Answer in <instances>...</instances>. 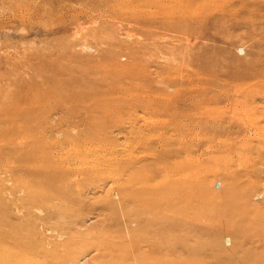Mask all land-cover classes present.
<instances>
[{
  "label": "rangeland",
  "instance_id": "rangeland-1",
  "mask_svg": "<svg viewBox=\"0 0 264 264\" xmlns=\"http://www.w3.org/2000/svg\"><path fill=\"white\" fill-rule=\"evenodd\" d=\"M135 11L145 22L130 21ZM79 41L89 49H77L75 61ZM111 54L126 72L139 56L150 81L93 71ZM120 78L131 90L105 92ZM69 90L75 93L59 95ZM37 91L48 97L40 100ZM146 91L165 105L138 106L129 116L125 107ZM42 114L49 119L39 120ZM42 119L55 129L43 134V149L55 142L51 152L63 149L65 165L83 155L110 162L114 149L112 165L121 167L136 148L129 154L143 159L150 151L164 165L185 166L198 188L190 186L187 203L174 210L167 264H264V0H0V258L112 264L98 244L113 243L121 256L142 237L143 224L123 220L119 205L116 216L103 205L105 181L91 183L90 199L69 201L72 186L48 167H30L37 144L24 136Z\"/></svg>",
  "mask_w": 264,
  "mask_h": 264
},
{
  "label": "bare ground",
  "instance_id": "bare-ground-1",
  "mask_svg": "<svg viewBox=\"0 0 264 264\" xmlns=\"http://www.w3.org/2000/svg\"><path fill=\"white\" fill-rule=\"evenodd\" d=\"M134 14L135 15L133 16L135 17H132L130 21H132L134 25H136V23L138 22L141 23V20L144 19L145 16L140 15V13L137 11H135ZM142 22H145V21L142 20ZM162 28L165 29V27H162ZM72 46L74 48V51L71 54V56H73L75 61L76 59L78 60V58L82 57L81 56L82 53H80L77 49H84V50L89 49L88 45L84 41L74 42ZM133 59H135L136 65L132 67V70L126 72L124 71V67L118 62L119 59L117 55L113 56L111 54L110 59L107 60V62L102 63L100 65V68L102 69H95L93 71L95 72L100 71V73L107 75L108 73L106 72L114 70V71H117L116 72L118 74L117 77L123 76L125 78L141 79V80H144L146 83L147 81H150L148 80L150 71H148L147 66L144 65V63L139 62L141 61V58L135 55ZM157 68L159 70H157ZM160 68H161L160 64L156 62L154 70L155 71L157 70V72L160 73L159 72ZM122 82L123 81L120 78L118 83L113 84L111 87H109V91L107 90L105 92H107L109 95L112 94L111 96H114L113 93L120 92L121 94H123L131 90L130 86L125 87V85H123ZM122 85L124 88L120 87ZM51 86H53L52 83H51ZM71 93H75V92L72 90H69L64 93L62 92L59 95L62 96L63 98L65 97L68 98L70 95H72ZM91 94L93 95V92ZM86 95L88 94L86 93ZM37 96L40 100H44V98L48 97V93L47 92L39 93L37 91ZM152 96L153 94H150L147 91L144 93H141V95L137 94L136 100L134 99L133 102L142 98L140 103L137 101L138 105L136 106H133V103H129L128 106L125 107L127 108L126 111L127 112L129 111L128 112L129 116L131 115L132 117L133 115L136 116L135 112L137 111L136 107L138 106L142 109V111L144 110L148 111L151 107H157V106L159 107L158 110H160V108H162L165 105V103L158 101V100L154 101L153 100L154 97ZM28 97L29 96H27L26 99ZM82 97L85 98L84 95L81 96L80 98ZM55 101H58V100H55ZM87 110L88 109L84 110V114H87ZM153 110L154 109L152 108V112ZM112 113L113 112H110V114ZM122 113L114 112L113 118L117 117V119L120 118L121 120L122 117H124ZM13 114L14 116L16 115L15 112H13ZM28 114H32V112L30 110H27L26 115L25 114L24 115L27 116ZM44 116L47 117V119H49L48 116H46L45 114H42L41 116H38L39 120L41 118H44ZM27 117L28 119H30L31 116H27ZM42 122H44L42 127L37 128L35 130L29 129V131H27V134H25L24 136L25 137L24 140H26V142L30 144H37V149L33 151L31 150L30 152L36 155L35 156L36 160L33 163V165L30 164V167H41V168L48 167L51 170V173H52L51 175H53V178L57 177L59 178V181L61 180H62L61 182L65 181L67 186H72L71 188L65 189V191H67L71 195L72 199L69 201L75 200L74 199L75 195L77 196V198L82 197L83 199L84 198L90 199L89 191L90 189L93 188L90 186L91 183L93 184L94 181L98 182V180H103V184L106 182V185H107L108 183L106 195H103L102 190L99 189L101 190V193L103 195V199H104L103 201H105V204L103 203V205L109 207L113 216L117 215L116 205H119L120 207H122L121 212H122L123 220L125 219L127 222L130 220L132 224L133 222H138L139 224H143V226H138L139 228L138 230L141 229L140 236L142 237H139L138 241L131 242L132 245L130 248L123 249L121 256H119V254H121V250L113 243L111 244V246L108 245L109 247H107V245L103 247L102 245L98 244L100 248L107 251V256L105 258H107L108 261L112 264H125V261L130 260V259L137 261V264H154V262L155 263L161 262V264H167L169 262V249L171 246L170 245V233L172 232L171 230L173 229V227H178L177 219L176 218L173 219L172 217L174 210L177 206H181L187 203L188 201L186 199L187 196L184 195V192L187 191L190 188V186H193V188H196V189L198 188V185L193 183L194 180H192L191 178H188L189 176L184 174L185 166L184 167L174 166V164L164 165L162 163L165 162V159H163L162 156H156V154H153L150 151H146L143 153L142 155L143 159L139 158V155L129 154L130 152L134 153V150L136 148L134 149L132 148L131 150H129L128 153H126L125 157L120 158L121 160L124 161V162L120 161V163L123 164V166L121 167H116L112 165L114 164L113 163L114 159L117 158L115 154L119 153L118 150H114V149H112L113 153L110 156L111 157L110 162H107L106 160H102V159L99 162L92 161V160L88 161L89 156L83 155L82 157L77 158L76 163H72V166H70L69 162L66 163L67 165H65V162H66L65 160H68L67 158L68 156L65 155L66 153H64L63 149H61L62 152L57 154V157H55L54 156L55 154L53 155L51 152V149L55 148V145H56L55 142H51L47 150L43 149V142L45 141L44 139H42V137H44L43 134L53 133L55 129L53 128V126L50 124L48 120L42 119ZM130 122H132V120ZM69 141L70 140L67 139V142ZM73 141L71 142L74 143L75 141L74 142ZM67 142H65L64 144H66ZM41 144H42V151H40ZM58 145L60 144L58 143ZM100 149H101L100 147L95 149V154H99V152L97 151ZM36 151H38V153L42 152L44 154H42V156H40L41 154L37 156L38 153ZM169 153L172 154V152H169ZM174 153L178 154L177 152H174ZM165 157L167 158V156ZM39 159H41V162ZM145 161H149V162L145 163L142 167L136 164L137 162H145ZM83 170H86L88 172L84 174ZM101 186L102 185H99L98 187H101ZM114 186H116V190H115L116 197L115 198L117 201L114 200L115 198L114 199L111 198V200L108 199L111 194L110 191L113 189ZM85 187L87 188L84 189ZM171 188H174V192L169 193L168 190ZM93 196H95V194H93ZM97 196L98 195H96V198ZM104 196H107L108 198L106 197V199L108 200H106ZM61 197H62V194L60 195L59 193H57L56 195H52L51 198L54 200V199H60ZM191 202H195L196 204H199L200 199L192 198ZM102 208H105V207H102ZM105 210H106L105 212H107V209ZM127 224L128 223H126V226ZM134 230L135 229H133L132 231ZM67 232H70V230H68ZM76 233L79 234L80 231H76L74 235H76ZM104 235L106 234H103L102 236ZM145 247H146L145 250L140 251L141 248H145ZM13 263H14L13 259L11 258H2V257L0 258V264H13ZM68 263L78 264L79 260H71Z\"/></svg>",
  "mask_w": 264,
  "mask_h": 264
}]
</instances>
